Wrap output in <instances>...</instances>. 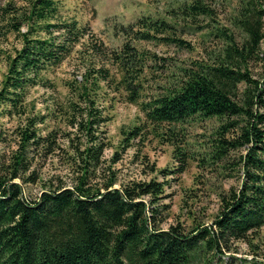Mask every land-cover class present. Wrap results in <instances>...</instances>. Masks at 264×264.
<instances>
[{"label": "trees", "instance_id": "1", "mask_svg": "<svg viewBox=\"0 0 264 264\" xmlns=\"http://www.w3.org/2000/svg\"><path fill=\"white\" fill-rule=\"evenodd\" d=\"M257 2L242 0L231 21L232 31L204 26L208 30L202 36L216 39V48L207 53L205 60H192L179 67L172 88L140 105L144 118L155 125L180 123L192 117L223 120L215 130L217 155L247 146L240 185L221 197L212 220L214 229L198 226L186 233L177 226L158 229L155 223L159 212L153 207L154 202L146 206L139 200L162 192V184L154 180L131 181L118 188L112 187L110 179L102 189L89 185V170L98 164L103 150L90 132L104 118L92 105L72 107L71 126L88 139L82 149L74 147L75 154L69 161L78 166L73 186L59 185L28 199L11 181L14 173L9 177L0 175V264H190L201 247L213 250L218 241L244 237L264 225V67L257 80L248 76L246 67L258 58L263 38ZM167 13V20L143 16L136 19V30L130 25H119L114 27L115 32L132 34L134 40L157 39L190 49L186 41L173 35L179 28H198L199 17H209L210 8L202 0H184ZM89 30L72 17L59 19L55 0H27L23 7H16L11 0H0V37L14 33L20 41V46L5 58L0 113L22 114L28 91L45 86L43 74L74 51L88 56H93L90 50L108 57L110 54L122 70L119 82L128 100L136 102L132 82L140 67L148 60L154 61L155 56L137 51L127 41L122 43L120 54H104L100 46L91 42ZM106 74V70L97 67L87 69L84 75L98 81L105 80ZM72 91L79 98L87 94L85 86ZM230 117L240 118L243 123L238 126ZM235 127L236 137L226 140L223 134ZM126 135L131 138L138 131L131 128ZM20 136L23 143L47 140L35 136L29 128L22 129ZM174 157L181 172L184 154L178 150ZM22 164L21 153L15 154L14 169Z\"/></svg>", "mask_w": 264, "mask_h": 264}, {"label": "rangeland", "instance_id": "2", "mask_svg": "<svg viewBox=\"0 0 264 264\" xmlns=\"http://www.w3.org/2000/svg\"><path fill=\"white\" fill-rule=\"evenodd\" d=\"M11 1L16 7H23L27 0ZM55 1L59 19L72 17L80 25H87L91 42L100 46L104 54L112 51L120 54L122 43L127 41L137 51L153 54L155 59L146 61L132 82L137 92L136 102L128 100L119 82L122 70L110 59V54L108 57L90 50L93 56H88L74 51L60 65L49 69L43 74L45 86L38 85L28 91L22 114L0 113V175L9 177L14 173L11 181L18 184L21 195L28 199L59 185L73 186L78 166L77 162L72 165L69 161L75 154L74 147L82 149L88 145V139L76 126H71L72 107L92 105L104 122L93 125L90 133L103 150L98 164L89 170L88 184L102 189L109 179L116 188L131 181L154 180L162 184V192L155 197L142 196L139 200L146 206L154 202L152 205L159 212L155 223L158 229L177 226L184 233L198 226L214 229L212 220L220 208L221 197L240 185L242 158L247 146L230 148L222 156L217 155L215 130L223 120L192 117L180 123L155 125L144 118L140 105L172 88L179 76V67L192 60L206 59L218 41L202 36L208 30L204 26L234 30L231 21L242 0H202L209 5V17H199L198 28H179L173 35L186 41L190 49L163 44L157 39L134 40L132 34L115 32L114 28L130 25L136 30L135 21L143 16L167 20V11L184 0ZM257 7L263 38L258 58L246 66L248 76L254 80L264 67V1L258 0ZM180 24L178 22V26ZM19 46L14 33L0 37V82L6 71V56ZM97 67L106 70L105 80L96 81L94 76L84 75L87 69ZM89 74L92 73L89 71ZM83 86L87 94L83 98L75 96L72 90ZM229 119L235 120L238 126L243 123L237 117ZM24 128L33 129L35 136L47 137L46 143L30 140L23 143L20 131ZM131 128H135L138 135L130 138L126 131ZM237 133L238 127H235L223 137L232 139ZM178 150L184 154L181 172H178L180 163L174 157ZM18 153L24 164L14 169L13 157ZM217 243L213 250L201 247L195 251L190 264H264V225L244 237H228Z\"/></svg>", "mask_w": 264, "mask_h": 264}]
</instances>
